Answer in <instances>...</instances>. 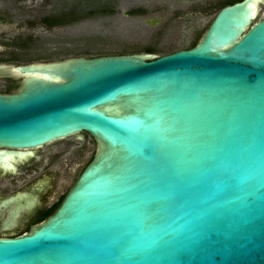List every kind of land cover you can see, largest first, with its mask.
Returning <instances> with one entry per match:
<instances>
[{
  "label": "water",
  "instance_id": "95a60500",
  "mask_svg": "<svg viewBox=\"0 0 264 264\" xmlns=\"http://www.w3.org/2000/svg\"><path fill=\"white\" fill-rule=\"evenodd\" d=\"M253 1L221 7L188 49L14 68L23 79L0 94V163L80 132L96 148L45 220L0 236V264H264Z\"/></svg>",
  "mask_w": 264,
  "mask_h": 264
},
{
  "label": "rangeland",
  "instance_id": "374dc122",
  "mask_svg": "<svg viewBox=\"0 0 264 264\" xmlns=\"http://www.w3.org/2000/svg\"><path fill=\"white\" fill-rule=\"evenodd\" d=\"M5 1L0 0V4L8 6ZM234 1L26 0L23 7L20 5L23 15L8 25L12 34L5 38L10 41L5 45L0 42V58L26 64L80 56H163L192 47L219 9ZM12 10H16L15 5ZM263 15L264 1L258 4L252 23ZM52 19L57 23H51ZM95 148L93 139L80 132L35 149L15 172L0 177V196L28 189L33 179L44 175L50 179L42 200L50 205L74 183ZM70 158L72 163L66 161Z\"/></svg>",
  "mask_w": 264,
  "mask_h": 264
},
{
  "label": "flooded vegetation",
  "instance_id": "af4514ba",
  "mask_svg": "<svg viewBox=\"0 0 264 264\" xmlns=\"http://www.w3.org/2000/svg\"><path fill=\"white\" fill-rule=\"evenodd\" d=\"M238 1L241 0L232 3ZM5 2L9 3V5L2 6L3 4H0V42L3 45L10 41L5 37L12 34V29L8 25L12 22L13 18H18L23 15L24 9L22 10L20 5L23 7L26 0H6ZM14 5L16 10H12ZM1 53L2 51H0V54ZM3 58L4 57L0 58V80H4V84L0 85V94H9L17 91L23 79V75H17L14 68L25 64H11L7 61H3L5 60ZM35 149H29L32 151L31 154L11 161L12 167L0 163V177L15 172L20 165L28 161V158L33 155ZM0 150L4 151L7 149ZM23 151L29 153L28 150ZM66 161L72 163V158ZM49 179V177L41 175L33 179L28 189L17 191L10 195L0 196V236H2V233L14 231L27 232L34 225L45 220L47 216L55 210L68 189L56 199V201L52 202L50 205H46L47 202L42 200V198L49 189Z\"/></svg>",
  "mask_w": 264,
  "mask_h": 264
},
{
  "label": "bare ground",
  "instance_id": "6f19581e",
  "mask_svg": "<svg viewBox=\"0 0 264 264\" xmlns=\"http://www.w3.org/2000/svg\"><path fill=\"white\" fill-rule=\"evenodd\" d=\"M258 4H259V0H254L252 2V7H253L254 15L257 12ZM41 78H46V76L43 75V76H41Z\"/></svg>",
  "mask_w": 264,
  "mask_h": 264
},
{
  "label": "trees",
  "instance_id": "16d2710c",
  "mask_svg": "<svg viewBox=\"0 0 264 264\" xmlns=\"http://www.w3.org/2000/svg\"><path fill=\"white\" fill-rule=\"evenodd\" d=\"M230 3H232V2H229V4ZM46 22H48L49 23V21L46 19ZM51 23H53V24H56L57 23V21L55 20V19H52V21H51Z\"/></svg>",
  "mask_w": 264,
  "mask_h": 264
}]
</instances>
